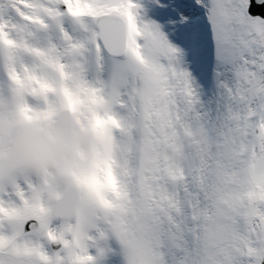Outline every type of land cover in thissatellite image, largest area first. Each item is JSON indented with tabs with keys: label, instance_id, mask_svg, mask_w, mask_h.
<instances>
[{
	"label": "snow or ice",
	"instance_id": "6c2138e0",
	"mask_svg": "<svg viewBox=\"0 0 264 264\" xmlns=\"http://www.w3.org/2000/svg\"><path fill=\"white\" fill-rule=\"evenodd\" d=\"M0 264H264V0H0Z\"/></svg>",
	"mask_w": 264,
	"mask_h": 264
}]
</instances>
